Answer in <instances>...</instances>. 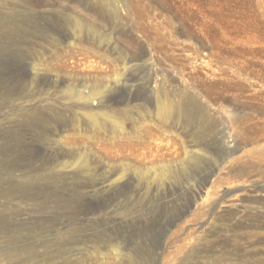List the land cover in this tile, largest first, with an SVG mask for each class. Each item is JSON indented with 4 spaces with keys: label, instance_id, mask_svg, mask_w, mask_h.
<instances>
[{
    "label": "rangeland",
    "instance_id": "obj_1",
    "mask_svg": "<svg viewBox=\"0 0 264 264\" xmlns=\"http://www.w3.org/2000/svg\"><path fill=\"white\" fill-rule=\"evenodd\" d=\"M0 264H264V0H0Z\"/></svg>",
    "mask_w": 264,
    "mask_h": 264
},
{
    "label": "bare ground",
    "instance_id": "obj_2",
    "mask_svg": "<svg viewBox=\"0 0 264 264\" xmlns=\"http://www.w3.org/2000/svg\"><path fill=\"white\" fill-rule=\"evenodd\" d=\"M114 15H117V10H115V14ZM74 22H76V23L74 24ZM65 25L67 27H69L70 25H75L76 27L79 28V30H85V28H86L85 24H83L82 22L77 21V20L76 21L71 20V18H66ZM68 93H69V99L79 96L81 99H83L85 101L86 106L88 107L86 113H87V115H90L93 118V121H94V122H92V124L95 127L99 126L96 123L97 119H98V115L94 111V108L91 107V104L92 105L95 104L96 100H97L96 103L101 102L102 100L97 99V96H96L95 93H91V94L86 93V91L84 89L73 90L72 92H71V90H68ZM189 101H191V100H189ZM162 108H163L162 109L163 113L170 109L172 111V113L178 117L183 112L184 103L173 102L171 104H168L166 107L162 106ZM184 112H185V117H187V119L185 118L186 120H188V121L189 120H196V119H198V114L200 112L199 111V106L196 103H191L189 106H185V111ZM172 113L169 112L168 114H172ZM164 116H165V114H164ZM168 116H171V115H168ZM99 127L102 128V126H99ZM117 127H121V124L120 123H116L113 126L112 129L114 131H116V130L119 129ZM150 129L151 128L149 127L148 128L149 132L152 131ZM73 139L74 140H72L70 138V140L73 143H77V142H80L81 141L80 139H82V138L77 136V137H74ZM118 140H116L112 144V147L118 148V151L124 150L125 148H131V147L136 146V142H133L131 139H127V140L118 139ZM162 149H163V147H158L157 150L159 152ZM236 162H237V166L239 167V173H241V174L250 173V172H252L254 170H260L261 167H262V164H263L262 159L260 157H255L253 155V153H250V152L249 153H245L243 155H239L236 158ZM120 178H123V177L120 176Z\"/></svg>",
    "mask_w": 264,
    "mask_h": 264
}]
</instances>
